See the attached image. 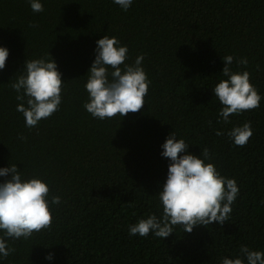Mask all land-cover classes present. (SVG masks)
<instances>
[{
	"label": "trees",
	"instance_id": "trees-1",
	"mask_svg": "<svg viewBox=\"0 0 264 264\" xmlns=\"http://www.w3.org/2000/svg\"><path fill=\"white\" fill-rule=\"evenodd\" d=\"M42 2L35 13L27 0H0V46L10 49L0 71V167L42 178L61 204L50 228L8 238L15 251L3 264H220L242 245L264 251V100L224 123L212 90L226 79L222 57L231 55L247 58L246 67L235 60L229 67L248 71L264 96V0H135L128 11L113 0ZM106 35L128 47L126 63L144 56L151 81L146 104L123 119L93 118L83 107L96 42ZM50 55L65 82L63 101L28 128L12 83L27 59ZM246 122L254 135L236 146L227 133ZM174 131L192 154L207 148L208 162L237 181L240 195L223 225L191 233L176 226L164 239L130 236V225L162 214L157 193L169 160L161 145Z\"/></svg>",
	"mask_w": 264,
	"mask_h": 264
},
{
	"label": "clouds",
	"instance_id": "clouds-1",
	"mask_svg": "<svg viewBox=\"0 0 264 264\" xmlns=\"http://www.w3.org/2000/svg\"><path fill=\"white\" fill-rule=\"evenodd\" d=\"M35 13L44 11L42 0H27ZM135 0H113L122 10L128 11ZM95 59L87 73L85 90L88 100L83 107L93 118L100 120L122 119L128 113L139 112L146 104L151 81L143 68L144 56L139 55L134 63H126L129 49L116 37L107 35L96 42ZM10 49L0 46V71L6 67ZM51 56V55H50ZM52 57V56H51ZM225 67L214 88V96L223 106L219 117L230 123L232 114L257 109L264 100L251 83L248 71L233 72L230 65L247 66V58L222 57ZM65 82L58 64L52 57L27 59L21 75L12 83L17 93V111L28 128L36 127L43 119L57 112L63 101ZM218 136L224 135L217 131ZM236 146H245L254 135L251 122L235 126L227 133ZM162 157L169 160L167 178L157 193L162 214H151L130 225V236L167 238L176 226L191 233L197 226H209L214 222L223 225L228 221L232 205L240 195L234 178L223 176L216 166L208 162L211 154L207 148L197 156L189 151L190 144L178 138L174 131L161 145ZM0 264L15 249L8 246V238L29 239L34 233L50 228L53 222L52 207L61 204V197L50 193L49 183L42 178H24L17 165L0 167ZM54 253L45 257L54 260ZM220 264H264V251L251 250L242 245L234 258L221 257Z\"/></svg>",
	"mask_w": 264,
	"mask_h": 264
}]
</instances>
